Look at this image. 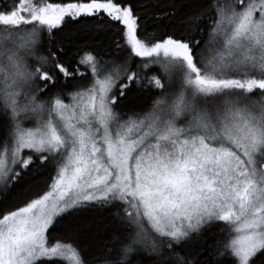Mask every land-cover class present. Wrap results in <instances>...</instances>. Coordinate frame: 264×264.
<instances>
[{
    "label": "snow or ice",
    "instance_id": "snow-or-ice-1",
    "mask_svg": "<svg viewBox=\"0 0 264 264\" xmlns=\"http://www.w3.org/2000/svg\"><path fill=\"white\" fill-rule=\"evenodd\" d=\"M164 7L0 0V264H264V0Z\"/></svg>",
    "mask_w": 264,
    "mask_h": 264
},
{
    "label": "trees",
    "instance_id": "trees-1",
    "mask_svg": "<svg viewBox=\"0 0 264 264\" xmlns=\"http://www.w3.org/2000/svg\"><path fill=\"white\" fill-rule=\"evenodd\" d=\"M45 2H53V3H58V2H69V0H45ZM180 3V0H132V3L134 5L137 4H146L147 8H142L139 9V11H141L142 13H146V15L143 17L142 22H141V28H142V32L141 35H145V34H151L153 31H158L157 29V25H162L164 23H167V21H157L154 18H151L153 16L154 13H161L164 11H171L170 8H165L164 5L169 4V3ZM159 4L160 7H155L154 5ZM89 23V21H82V24H86ZM111 33H100V34H94L88 31H83L81 33H79L77 35V39L78 40H84L86 42H90V43H95V44H99L101 49H104L107 47L108 43H109V38L111 37ZM43 190H45V186L44 184L40 185V189L39 191L43 192ZM23 201H21V205H22ZM10 210H14V208H6V209H0V212L2 211H10ZM214 231H219V229H214ZM50 237H54L56 235V233H50L49 234ZM55 239H51L50 243H54Z\"/></svg>",
    "mask_w": 264,
    "mask_h": 264
},
{
    "label": "rangeland",
    "instance_id": "rangeland-1",
    "mask_svg": "<svg viewBox=\"0 0 264 264\" xmlns=\"http://www.w3.org/2000/svg\"><path fill=\"white\" fill-rule=\"evenodd\" d=\"M67 102V101H66Z\"/></svg>",
    "mask_w": 264,
    "mask_h": 264
}]
</instances>
